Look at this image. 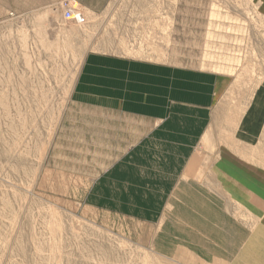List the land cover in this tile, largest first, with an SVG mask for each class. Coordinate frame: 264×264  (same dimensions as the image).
<instances>
[{"label":"rangeland","instance_id":"1","mask_svg":"<svg viewBox=\"0 0 264 264\" xmlns=\"http://www.w3.org/2000/svg\"><path fill=\"white\" fill-rule=\"evenodd\" d=\"M261 1L0 4V264H264Z\"/></svg>","mask_w":264,"mask_h":264},{"label":"crops","instance_id":"2","mask_svg":"<svg viewBox=\"0 0 264 264\" xmlns=\"http://www.w3.org/2000/svg\"><path fill=\"white\" fill-rule=\"evenodd\" d=\"M60 1L61 0H0V4H26V8H29L28 4H32L33 7L31 6V8H34V7L38 8L39 7L40 9H44L47 6V4L48 5L49 4H55L56 5V4H59ZM66 1H68L69 4L72 5V12L77 17H79L80 14L83 15V14L97 13L104 8V6L106 5V2H107V0H66ZM260 10L264 14V0L261 1ZM86 23L88 24L89 28L93 27L92 21H89V22L87 21ZM77 42L82 43L81 45L78 44L79 47L78 46H76V47L83 51V52L77 53V55H81L83 57L125 56L126 55L122 51L108 52V53L95 51V49H97V47L99 45H96V43L93 41V38L91 39V38H87V37L85 38L84 36H79L77 39ZM80 78H81L80 76L77 77V81L74 82L73 88L81 87V84H79ZM220 159L221 160L224 159L225 160L224 162L230 166H234V167H236V165L245 166L244 164H238L234 159L230 158L228 155L225 156V155H222L221 153H220ZM219 166L223 172L227 171V173L230 175L238 172L237 170L233 169L232 167L228 168V166H222V165H219ZM245 167L248 168L249 170L251 169L247 166H245ZM227 173H225V174H227Z\"/></svg>","mask_w":264,"mask_h":264},{"label":"built area","instance_id":"3","mask_svg":"<svg viewBox=\"0 0 264 264\" xmlns=\"http://www.w3.org/2000/svg\"><path fill=\"white\" fill-rule=\"evenodd\" d=\"M61 6L64 9V17H65V19H70L72 17V12H71V9H70V5L64 3Z\"/></svg>","mask_w":264,"mask_h":264},{"label":"bare ground","instance_id":"4","mask_svg":"<svg viewBox=\"0 0 264 264\" xmlns=\"http://www.w3.org/2000/svg\"><path fill=\"white\" fill-rule=\"evenodd\" d=\"M64 3H66L67 4V2H64ZM62 5V4H61ZM70 5V9H71V12H72V7H71V4H69ZM63 15H64V11H63ZM64 19H65V17H64ZM66 20H68V19H66Z\"/></svg>","mask_w":264,"mask_h":264}]
</instances>
